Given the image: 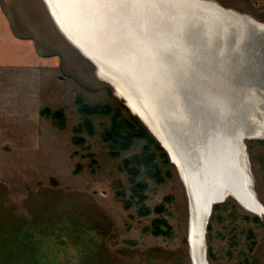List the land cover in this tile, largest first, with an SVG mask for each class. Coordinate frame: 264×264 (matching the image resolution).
Listing matches in <instances>:
<instances>
[{
  "label": "rangeland",
  "instance_id": "1",
  "mask_svg": "<svg viewBox=\"0 0 264 264\" xmlns=\"http://www.w3.org/2000/svg\"><path fill=\"white\" fill-rule=\"evenodd\" d=\"M215 1L264 23V0ZM0 5L15 37L32 45L0 46L7 58L0 61V264H193L187 187L161 143L74 43L95 54L92 41L79 28L68 38L44 0ZM76 18L85 31L84 17ZM248 90L240 119L264 108L257 98L264 89ZM79 102L96 108L90 127ZM113 127L133 133L127 147L126 138L108 136ZM246 146L263 211L234 198L215 204L209 264H264V137ZM135 156L131 176L125 159Z\"/></svg>",
  "mask_w": 264,
  "mask_h": 264
},
{
  "label": "bare ground",
  "instance_id": "2",
  "mask_svg": "<svg viewBox=\"0 0 264 264\" xmlns=\"http://www.w3.org/2000/svg\"><path fill=\"white\" fill-rule=\"evenodd\" d=\"M44 2L68 38L79 28L92 41L95 54L74 43L172 158L189 195L193 264H206L212 199L234 198L254 213L263 211L246 140L264 137V108L253 119H240L247 104L243 89L208 82L215 78L216 84L219 75L229 80L243 69L246 50L264 47V23L215 0ZM77 14L86 20L85 31ZM212 57L215 71L208 69ZM257 98L264 107V94ZM208 130L218 132L211 135L215 148L196 135L204 138Z\"/></svg>",
  "mask_w": 264,
  "mask_h": 264
},
{
  "label": "water",
  "instance_id": "3",
  "mask_svg": "<svg viewBox=\"0 0 264 264\" xmlns=\"http://www.w3.org/2000/svg\"><path fill=\"white\" fill-rule=\"evenodd\" d=\"M246 52H248V54H247L248 57H246L245 65L243 66V69L237 75H234L235 73H232L231 76H229V80H228L227 77L225 78V76L218 74L220 77L219 79L221 81L218 80L215 84V78H211L208 83H210V85H212V86L218 85L221 88H223L222 87L223 85H225V87L235 85L237 87L240 86L243 90H248L249 88H256V87H257V89H258V87L264 89V47H263V45L258 46L256 50H254V51H247L246 50ZM207 63L210 65V67L208 69L215 71V58L212 57L211 60L208 61ZM192 64H193L191 66L192 70H195V69L197 70V68L200 67L201 62L200 63H192ZM224 81H228L227 83H229V84L227 85V83H225ZM262 91H264V90H262ZM261 93L264 94V92H261ZM192 117H193V115H192ZM194 117H195L194 120L198 119L196 116H194ZM215 128L217 129L216 126H215ZM194 129H195V127H194ZM216 129H215V131H216ZM214 132L211 133L210 130H208V132L206 134H203V136H205L204 138H200V136L202 134L199 133V131L197 132L196 135H199V138H198L199 140L203 139L202 141H205V142L207 140V141H209V142H207V145H210V146L212 145L213 147H211V148H215V140L211 137V135ZM215 134H218V132H215ZM217 139H220V138H217ZM218 142H219V140H218ZM209 143H211V144H209ZM210 146H207L208 149L210 148ZM171 160H172V158H171ZM205 160H206V158H205ZM208 178L211 182L212 178L210 175H208ZM217 180H220L219 176H217V178L215 177V183H217ZM220 202H221V199H219V198H214L210 201V204H209L210 205V213H209L208 217L211 218V214H212V211H213L215 204L220 203ZM260 205L263 207L262 204H260ZM207 220H208V218H207ZM208 225H209V222H208ZM204 259H205L206 264H209L207 259H206L205 249H204Z\"/></svg>",
  "mask_w": 264,
  "mask_h": 264
},
{
  "label": "trees",
  "instance_id": "4",
  "mask_svg": "<svg viewBox=\"0 0 264 264\" xmlns=\"http://www.w3.org/2000/svg\"><path fill=\"white\" fill-rule=\"evenodd\" d=\"M79 103H80V109H81V111L83 112V114L85 115V119H86V121H85V125H86L87 127H90V126H91V124H90V120L87 119V118H88L89 115L96 113V108L93 107V106L88 105L87 103H82V102H79ZM47 111H49V109H47ZM53 114H54L55 117H57V118L59 117V119H60L61 116H62L60 112H54ZM107 134H108L109 137L116 135V136H120V137H122V138H126V140H128V142H126V143H122V145L125 146V147H127V145L130 143V141H131L130 139H131L132 136H133V133H132L131 135H129V134H122L118 129H116V127L111 128V129L108 131ZM116 136H115V137H116ZM105 138L107 139V137H105ZM111 138H112V137H111ZM114 139H115V138H114ZM159 148H160V150H162V152H163V154H164V157H165L166 160L168 161L169 159H168V157H167V153H166L167 151H165V149H164L163 147H161L160 145H159ZM136 157H137V156H135V158L132 157V159H129V158L125 159V167L128 169V171H129V173L131 174V176H132V173H131V172H132L133 167L129 168V165H130L131 162L134 163V162L137 160ZM139 186H141V183H139ZM214 207L217 208L218 205H215ZM162 222H164V221H162ZM208 227H209V225H208ZM156 232H157V231L155 230V233H156ZM208 251H209V255L212 256V255H211V254H212L211 247L208 248Z\"/></svg>",
  "mask_w": 264,
  "mask_h": 264
},
{
  "label": "crops",
  "instance_id": "5",
  "mask_svg": "<svg viewBox=\"0 0 264 264\" xmlns=\"http://www.w3.org/2000/svg\"><path fill=\"white\" fill-rule=\"evenodd\" d=\"M15 40L18 41H22L19 40L18 38L15 37V34L13 33L10 21L6 15V13L3 11V8L0 5V46L3 45H15V43L17 44L18 42H16ZM24 42V45L27 43L28 45L26 46L29 50L32 49V45L29 43V41H22ZM26 42V43H25ZM23 44V43H21ZM4 46V47H5ZM23 46V45H22ZM34 57V56H33ZM36 57L31 58L35 60ZM7 58L4 57H0V61H6ZM28 59V58H27ZM42 62L40 63H46V60L41 58Z\"/></svg>",
  "mask_w": 264,
  "mask_h": 264
}]
</instances>
